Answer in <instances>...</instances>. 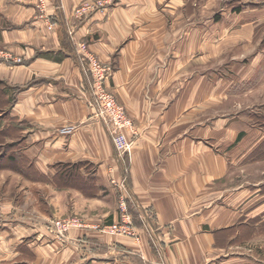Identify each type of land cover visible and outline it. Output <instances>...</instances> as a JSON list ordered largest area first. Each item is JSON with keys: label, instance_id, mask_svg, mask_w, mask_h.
I'll return each instance as SVG.
<instances>
[{"label": "crops", "instance_id": "1", "mask_svg": "<svg viewBox=\"0 0 264 264\" xmlns=\"http://www.w3.org/2000/svg\"><path fill=\"white\" fill-rule=\"evenodd\" d=\"M49 1L54 29L38 15L36 0H0L9 21L0 29V46L22 58L0 60V79L19 88L6 119L14 123L15 149L34 166L27 181L47 185L69 214L86 212L109 225L121 217L116 181L127 173L139 238L84 227L60 239L48 227L53 211L0 209V264H264V195L259 184L233 185L231 178L241 168V158L232 155L245 153L230 146L241 139L235 135L241 121L231 126L230 118L206 116L215 104L203 93L208 86L178 87V0H119L107 13L82 20L74 10L83 0ZM239 1L244 8L226 4L217 20H193L192 52L223 41L233 22L263 23L264 0ZM70 30L113 69L107 85L138 131L124 158L89 102L87 60ZM64 123L77 125L75 133L60 135ZM58 164L77 167L82 182H94L96 195L79 182L55 180ZM75 197L80 205L72 211ZM89 204L110 209L89 214Z\"/></svg>", "mask_w": 264, "mask_h": 264}, {"label": "rangeland", "instance_id": "2", "mask_svg": "<svg viewBox=\"0 0 264 264\" xmlns=\"http://www.w3.org/2000/svg\"><path fill=\"white\" fill-rule=\"evenodd\" d=\"M96 1L83 0L75 8L74 15L77 8L84 3ZM226 1L229 2L225 3ZM39 2L36 0L35 7L38 15L42 16L44 12L40 10ZM239 2V0H215L211 3L210 0H178V87H184L189 82L191 84L188 87L193 86L194 90L208 86L203 93L213 96L215 104L207 109L206 116H216L217 120L221 118L219 122L230 118L231 126H234L236 121H241L243 127L240 134L234 131L235 135H239L241 139L231 140L230 146L237 147L245 153L238 155L237 158L232 155L234 159L241 158L239 161L241 168L231 173L232 183L247 186L252 183L259 184V192L264 195V12L261 14L263 23L260 26L243 27L238 22H233L229 35L223 41L217 38L210 40L206 45L207 50L201 49L197 52L190 50L189 41L193 33L196 34L193 20L212 15L217 20L222 10L228 8L226 4H229L228 9L233 7L234 11L239 7L244 8L243 3ZM259 5L261 9H264V1ZM50 10V4H48V13ZM49 20L53 21L54 18ZM6 22L9 23L0 12V29L8 26ZM5 91L8 92L7 95L3 94ZM14 92L13 86H9L6 81L0 85V157L7 155L12 144L16 146L17 133L14 123L4 119L5 115L10 114L12 108L11 104L5 100L8 98L12 100ZM183 95H185L183 97L187 96L186 91ZM189 98L191 99V96ZM123 108L135 126L125 106ZM209 120L212 121V118ZM72 125L76 126V131L77 125L74 123H64L60 127ZM9 166L10 162L6 161L0 167V209L38 212L37 207L40 212L53 211L57 216L49 223L52 221L69 223L71 228L66 234L78 228L90 227L101 231L108 226L105 219L88 215L86 212L69 214V209L53 196L54 193L47 185L37 181L28 182L27 179L30 180V178L26 174L17 175ZM120 198L121 194L118 195L119 209L121 208ZM75 203L80 205L76 197L70 200L72 211H74ZM97 205L99 207H92L91 204L87 206L90 210L89 214L100 209L105 211L110 209V204ZM48 227H51L50 224ZM50 231L56 235L51 228Z\"/></svg>", "mask_w": 264, "mask_h": 264}, {"label": "built area", "instance_id": "3", "mask_svg": "<svg viewBox=\"0 0 264 264\" xmlns=\"http://www.w3.org/2000/svg\"><path fill=\"white\" fill-rule=\"evenodd\" d=\"M39 8L44 14L42 18H46L49 29H54L55 21L49 20L51 16L48 13L49 0H39ZM119 0H97L95 3H84L75 13L78 20L90 18L96 13H107L114 7ZM70 40L74 43L76 51L83 54L87 60V69L91 77V91L89 102L96 108V114L105 122L108 127L109 134L117 155L121 158L128 153L133 145V140L130 136L138 135L132 120L126 115L123 106L117 100L115 94L109 89L107 82L112 77L113 69L111 66L103 63L96 54L88 49V44L78 42L74 38V31L68 33ZM0 60L6 62L22 63V58L15 56L10 50L4 47L0 48ZM76 126H63L58 129V133L62 136H70L74 133ZM118 184V190L121 192L120 210L121 217L119 221L109 224L106 229H101V232L109 235H125L139 238L133 224V215L128 207V200L131 199L130 187L127 183V173L121 177ZM50 228L55 231L56 236L60 239H66L70 230V224L61 221L50 222ZM75 226V225H74ZM79 226V225H78ZM76 227V226H75ZM82 227V226H81ZM100 230V229H99Z\"/></svg>", "mask_w": 264, "mask_h": 264}, {"label": "trees", "instance_id": "4", "mask_svg": "<svg viewBox=\"0 0 264 264\" xmlns=\"http://www.w3.org/2000/svg\"><path fill=\"white\" fill-rule=\"evenodd\" d=\"M239 9V8H237ZM3 80L0 79V85L3 84ZM6 87V86H5ZM15 90H18V87H13ZM4 95L8 94L7 91H5L3 93ZM15 96L14 98L11 100L10 98H8V100L6 99L5 101H8V103H10L12 105V103L14 102ZM7 117H9V115H5L4 119H6ZM7 128H9L7 126ZM7 131V129H5ZM8 132V131H7ZM6 133V132H5ZM9 134V132H8ZM3 143V142H2ZM17 145V143H16ZM16 146H14V144H12L10 146V149L7 152L6 156H2L0 157V167H2L1 164H4L6 161L10 162V166L9 167H13V168H20L21 171L30 176L31 177V173L34 170V166L33 164L30 162L29 159H27L25 157V155L23 153H21L20 151H17L15 149ZM17 163V164H16ZM58 173H57V177H55V180L57 181H63L65 183H73V182H79L78 185H80L81 189H83L84 191H86V193L88 195H96L95 193H97V187L94 185V182L92 181H88L87 183L82 182L81 177L79 175H76L75 173H77V167H73V166H63L58 164ZM67 168V169H66ZM66 169V170H63Z\"/></svg>", "mask_w": 264, "mask_h": 264}]
</instances>
